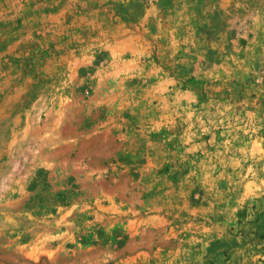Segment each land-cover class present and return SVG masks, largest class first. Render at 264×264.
Returning a JSON list of instances; mask_svg holds the SVG:
<instances>
[{"label":"rangeland","instance_id":"obj_1","mask_svg":"<svg viewBox=\"0 0 264 264\" xmlns=\"http://www.w3.org/2000/svg\"><path fill=\"white\" fill-rule=\"evenodd\" d=\"M0 264H264V0H0Z\"/></svg>","mask_w":264,"mask_h":264}]
</instances>
